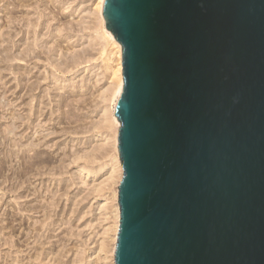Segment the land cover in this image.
Here are the masks:
<instances>
[{"label":"water","instance_id":"obj_1","mask_svg":"<svg viewBox=\"0 0 264 264\" xmlns=\"http://www.w3.org/2000/svg\"><path fill=\"white\" fill-rule=\"evenodd\" d=\"M121 45L115 264H264V0H103Z\"/></svg>","mask_w":264,"mask_h":264},{"label":"rangeland","instance_id":"obj_2","mask_svg":"<svg viewBox=\"0 0 264 264\" xmlns=\"http://www.w3.org/2000/svg\"><path fill=\"white\" fill-rule=\"evenodd\" d=\"M14 1L0 0V264H109L115 45L96 0Z\"/></svg>","mask_w":264,"mask_h":264},{"label":"bare ground","instance_id":"obj_3","mask_svg":"<svg viewBox=\"0 0 264 264\" xmlns=\"http://www.w3.org/2000/svg\"><path fill=\"white\" fill-rule=\"evenodd\" d=\"M13 1V0H12ZM16 1V3H18V4H20V5H23V4H26V3H31L30 1L31 0H15ZM14 1V2H15ZM102 2H103V0H96V2H95V5H96V16L97 17H95L96 19H97V21L98 22H96L97 23V31H99V33H100V36H101V38H103V40H104V38L108 41H112L111 43L113 44V45H115V52L114 53H112V54H115V60H114V62H115V64L113 65V66H110V68H108V70H109V73L112 75V83H111V85H110V87H106L107 89L105 90V93H103V94H105V97H104V99L106 100V101H110L111 102V110H110V113H109V116L108 117H110L111 118V120H112V122L108 125V128L113 132H110V133H112L113 135H112V144H113V150H114V155H112L111 157H113V159H111L112 161H114V163H113V166L115 165V167H112V168H114L113 170H112V173L110 174L111 176V178H112V184H114V188L112 189V192H111V199H113L115 202V204L113 205L114 206V208L112 207V213H113V218H112V220L113 221H110V222H113L112 223V225L110 226L109 224V227H110V229H111V231L109 232V233H111L110 235H108L109 237H107L106 236V240H107V238L109 239V240H107L108 242V244L106 243L105 244V242H106V240H105V238H104V240H105V242L103 243V242H101V247H102V249L101 250H103L104 252H106V254H107V252H110V258H111V261H109L110 263L109 264H115V260H114V253H115V248H116V242H117V234H118V230H119V219H120V211H119V204H118V186H119V183H120V180H121V178H122V175H123V170H122V166H121V161H120V157H119V151H118V131H119V127H120V122L118 121V119H117V117L114 115V106H115V103H116V100H117V98H118V96H119V93H120V91H121V89H122V87H123V76H122V61H121V45H120V43H118V41H116V39L114 38V36L110 33V32H108L107 31V29L105 28V26H104V18H103V16H102V13H101V10H102ZM34 3H35V1H34ZM47 3V2H46ZM45 3V4H46ZM49 3V2H48ZM52 3V2H51ZM33 4V3H32ZM44 4V3H43ZM50 4V3H49ZM48 4V5H49ZM55 4V3H54ZM47 5V6H48ZM18 6V5H17ZM37 8V7H36ZM48 9V8H47ZM6 12H7V10H5ZM50 11V10H49ZM55 11V10H54ZM11 12V11H10ZM39 12V11H38ZM41 12V11H40ZM58 12V11H57ZM42 13V12H41ZM7 14H9V13H7ZM11 15V14H10ZM59 15V14H58ZM11 17V16H10ZM13 17V16H12ZM28 17V16H27ZM38 17H40V16H38ZM36 20V19H35ZM31 21V20H30ZM34 21V20H33ZM40 21V20H39ZM37 23V22H36ZM40 23V22H39ZM34 24H35V22H34ZM38 24V23H37ZM29 25V24H28ZM36 25V24H35ZM40 25V24H39ZM38 25V26H39ZM31 26V25H30ZM32 27H34V26H32ZM95 27V28H96ZM34 28H36V27H34ZM33 29V28H32ZM37 31V30H36ZM31 33H33V32H35L34 30H33V32H32V30L30 31ZM53 34V33H52ZM49 35V34H48ZM99 34H97V36H98ZM34 36H35V34H34ZM56 36V35H55ZM55 38V37H54ZM57 42V41H56ZM35 43V42H34ZM105 44V43H104ZM107 44V43H106ZM30 45V44H29ZM59 45V44H58ZM33 46V45H32ZM28 47V46H27ZM56 47V46H55ZM60 47V46H59ZM29 48V47H28ZM31 49H33V48H31ZM55 49V48H54ZM6 50V49H5ZM52 50V49H51ZM26 51V50H25ZM30 51V50H29ZM8 52V51H7ZM6 52V53H7ZM31 52V51H30ZM33 52V51H32ZM54 52V51H53ZM10 53V52H9ZM111 53V52H110ZM29 54V53H28ZM31 54V53H30ZM7 55V54H6ZM6 55H5V57H6ZM10 56H12V54L10 55ZM79 57V56H78ZM110 57V56H109ZM109 57H107L108 59H109ZM11 58V57H10ZM14 58V57H13ZM75 58V57H74ZM106 58V59H107ZM77 59V58H76ZM105 59V60H106ZM70 60V59H69ZM68 60V61H69ZM72 60V59H71ZM75 60V59H74ZM73 60V61H74ZM2 61V60H1ZM111 61V60H110ZM62 62V61H61ZM60 62V63H61ZM107 62V61H106ZM72 63V62H71ZM57 64H59V63H57ZM54 66H55V64H54ZM56 66H58V65H56ZM65 66V65H64ZM108 66V65H107ZM59 68H61V67H59ZM107 68V67H106ZM60 70V69H59ZM104 71V70H103ZM33 85H31V87H32ZM30 87V88H31ZM31 90V89H30ZM32 91V90H31ZM30 91V92H31ZM104 96V95H103ZM104 101V100H103ZM109 104V103H108ZM68 105V104H67ZM109 108V107H108ZM106 111V110H105ZM109 111V110H108ZM107 112V111H106ZM106 112H104V113H106ZM108 117H106V118H108ZM110 118L108 119L109 120V122L111 121L110 120ZM109 130V131H110ZM110 139H111V137H110ZM105 148V147H104ZM106 149V148H105ZM112 149V148H111ZM104 150V149H103ZM102 150V151H103ZM107 151V150H106ZM104 152V154H105V151H103ZM112 154V153H111ZM112 165V164H111ZM110 177H108V179L110 178ZM110 180V179H109ZM111 185V184H110ZM111 188H112V186H111ZM110 199V200H111ZM112 200V201H113ZM111 201V202H112ZM112 204V203H111ZM110 208V207H109ZM108 208V209H109ZM106 209V208H105ZM111 210V209H110ZM108 211V210H107ZM110 212V211H109ZM106 214H108V213H106ZM110 214V213H109ZM111 215V214H110ZM110 218V217H109ZM108 218V219H109ZM110 220H111V218H110ZM109 222V223H110ZM111 224V223H110ZM108 227V228H109ZM107 228V229H108ZM105 233H107V231L105 232ZM107 235V234H106ZM103 243V244H102ZM109 244H110V246H109ZM103 245V246H102ZM105 254V253H104Z\"/></svg>","mask_w":264,"mask_h":264}]
</instances>
